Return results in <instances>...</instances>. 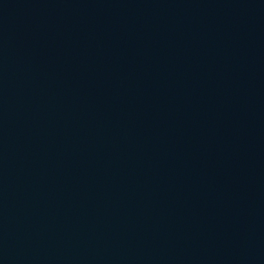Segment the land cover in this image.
Masks as SVG:
<instances>
[{
  "label": "water",
  "instance_id": "obj_1",
  "mask_svg": "<svg viewBox=\"0 0 264 264\" xmlns=\"http://www.w3.org/2000/svg\"><path fill=\"white\" fill-rule=\"evenodd\" d=\"M0 264H264V0H0Z\"/></svg>",
  "mask_w": 264,
  "mask_h": 264
}]
</instances>
